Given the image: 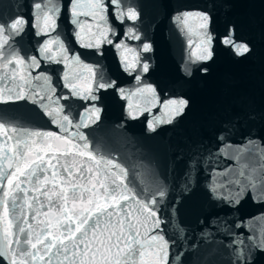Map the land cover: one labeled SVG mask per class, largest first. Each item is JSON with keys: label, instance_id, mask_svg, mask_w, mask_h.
Here are the masks:
<instances>
[{"label": "snow or ice", "instance_id": "obj_1", "mask_svg": "<svg viewBox=\"0 0 264 264\" xmlns=\"http://www.w3.org/2000/svg\"><path fill=\"white\" fill-rule=\"evenodd\" d=\"M111 3L116 7L117 19L121 21L125 18L132 21L138 19L136 10L128 8L127 11H124L121 9L120 0H111ZM34 7L36 9L35 24H33V28L36 30L35 34L38 37H47L38 45L39 59L37 56L21 57L10 43L15 36L24 31L27 21L19 18L11 24H0V103L12 100H30L33 104L39 105L44 114L49 117L51 123L58 127L63 135L50 131L39 132L19 129L15 126H6L3 122H0V132L5 134L7 140L12 141L11 146L6 142L0 143V210H2V215H0V258L6 264H53V261L56 264H64L71 256V264H76L77 260H79V264H96V255L100 253L101 264H129V262L137 264V255L143 261L147 254L153 257L152 264H169L170 247L184 238L186 230L180 221L176 219L170 221L176 240L169 241L165 239L162 232L156 231L165 223L157 212L158 205L163 202L167 195L166 190L160 189L150 201L138 198L135 190L125 183L128 176L126 168L111 159H105L103 156L99 158L94 156L88 150L87 138L80 132L82 127L89 126V122L95 123L99 119L100 110L94 105L86 108L80 114L79 122H74L71 112L66 114L65 106L60 102L61 99L68 100L70 97H57L56 88L51 83V77L44 72L32 75V70L39 69L42 61L49 64L63 63L65 65V72L62 77L63 86L69 89L71 96L78 97L81 100H96L97 96L94 94L96 91L114 88L116 86L115 82L105 81L102 75L98 76L95 67L84 64L79 55L70 54V49L58 32L57 21L61 13V5L58 0H43V3H36ZM68 10L71 18L70 22L76 27L73 35L81 48H95L98 50L103 43H112V40L108 38V33L112 29L107 23L104 0H88L87 4L83 0H70ZM82 16L92 17L96 25V30L88 37L87 42H85L83 34L86 21L81 19ZM189 17L199 18L201 21L199 28L203 30L201 33L196 34L204 45L201 54L196 56V60H209L213 54L211 47L213 37L207 31L209 17L204 13L196 12L184 13L183 18L176 17L175 19L183 23ZM87 27L91 31L92 25L88 24ZM126 35L131 39H140L139 34L134 33L131 28ZM221 42L225 46L230 47L237 56H243L250 51L247 44L237 43L234 40L232 30H229L224 35ZM116 47L133 53V62L131 63L127 62L126 58L122 56V62L125 65L124 70L129 72V74L137 71V65H140V53L128 48L123 43L116 45ZM142 51H151V45L144 43ZM76 67L91 73V83L83 91L77 83L83 77L80 74H71L69 71V69ZM148 70L149 65L144 63L142 71L147 72ZM185 71L189 70L186 68ZM136 80L137 82L140 81L139 75L136 76ZM6 84L11 86L7 87L5 86ZM137 91L141 93L147 92L155 98V90L151 86L137 89ZM120 94L122 98H128L124 89H120ZM187 103L184 99L169 100L164 105V108L168 110L169 105L173 107L166 116L154 117L153 120L149 121V131H155L156 125L159 123H172L176 116L184 112ZM132 118L135 119V116ZM73 128L76 129L75 133L70 131ZM48 137H53L64 144L72 146L61 152V156L68 155L72 152V149H76L78 155H86L90 160L94 161L95 175L100 181L103 196L105 200H111V203H100L99 198H97L94 209L83 207L79 215L73 217V215L69 214L65 216L64 220L57 219L55 224L51 220H48L47 223L44 220H40L38 225H44V227L37 230V227H34L29 222L27 215L29 211L34 213L31 216L32 221H36L37 217L41 215L45 217L49 213L55 215L53 209H56V212L61 214L74 211L66 207L68 201L67 189L61 188L59 193L53 192L52 195H49L48 191L40 192L46 198L45 201H40L35 195L31 197L28 195L30 191L39 192L40 188L43 187V183L46 182L47 178L45 177V181L42 182L40 177L41 174L47 172L48 168L53 169V177L56 176L59 170L50 161L46 167L45 157L39 153L35 154V159H28L33 154V148L39 143V140ZM76 140L83 141V144L76 143ZM51 148L52 145L48 144L47 149ZM47 149L41 148V151H46ZM81 149L83 151H80ZM257 153L264 159V147L249 141L247 145L237 150V159H245L247 156H255ZM198 167L199 160L193 159L189 162L188 171L181 178V188L184 192L191 191L193 185L192 173ZM63 171L69 172L71 175L68 167H64ZM79 172L83 176L84 170L79 169ZM88 172L91 174L93 169L89 168ZM211 176V180L206 182L205 187L217 200L230 205L238 204L240 197L250 189L253 193V199L264 201V168L257 170L254 167H250L247 163H241L234 172H213ZM112 177L115 178L113 179ZM222 177H228V179L224 181L221 179ZM117 180L120 183H117ZM25 184L30 187H24L23 185ZM229 185L238 186V190H234ZM75 191L76 186L73 185V198H75ZM85 191H90V189L86 188ZM81 195L83 196V194ZM156 196L159 197V200ZM61 200L64 202L63 204L59 203ZM132 202L147 212L144 220L138 222L143 227L148 228L149 233L154 232L155 234L146 235L142 242L140 239L135 238L136 235H139V230L136 229V226L129 223L126 219H122L120 220L122 234L125 226L127 227V237L123 241L124 248H120L119 243L115 245L110 243L112 236H116V233L112 232L107 240H99L100 246L93 252V243L99 239L97 233L100 231L102 217L105 215L112 217L114 212L117 216L123 214L128 217L132 211L136 210L129 207ZM45 203L48 205L47 210L42 211ZM35 204H39L40 207H34ZM87 204H92L91 198H89ZM149 224L151 227H149ZM73 225H75V228H73ZM236 227L239 228L241 225L237 224ZM53 228L59 233L58 236L53 234ZM259 231V238L250 236L247 238V244L243 240H232V245L235 246L237 255V264H241L245 256L250 255L253 249L264 251V220L261 221ZM90 233L93 237L92 240H89ZM116 239L120 242L121 236H117ZM80 245H83V248ZM112 247L117 249L114 258L111 255ZM90 252L92 253L91 258H89ZM45 257H47V260H45Z\"/></svg>", "mask_w": 264, "mask_h": 264}]
</instances>
